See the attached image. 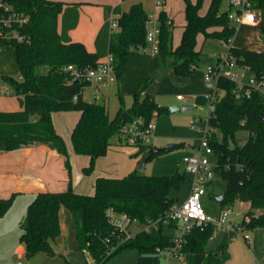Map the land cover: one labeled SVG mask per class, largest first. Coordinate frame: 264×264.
<instances>
[{
  "label": "trees",
  "instance_id": "1",
  "mask_svg": "<svg viewBox=\"0 0 264 264\" xmlns=\"http://www.w3.org/2000/svg\"><path fill=\"white\" fill-rule=\"evenodd\" d=\"M28 16L29 21L19 30L25 35L23 41H0L16 55L19 78L3 74L2 79L11 85L19 96L21 108L15 111L0 110V146L15 150L34 144H46L65 157L71 176L68 147L64 137L54 126L55 112L76 110L81 113L73 128L71 139L77 154L87 155L90 162L84 173L93 172L98 158L107 154L113 139L117 144H128L121 133L124 125L137 118L148 123L153 117L168 109L160 106L153 94L146 91L151 82L166 71L182 77H192L201 58L198 35L204 39L228 41L237 31L221 11L223 0H210L205 13H201L205 0H185V19L180 42L173 44L174 24L166 11L159 12L160 42L158 55L161 64L154 77L146 80L141 90L133 94L130 106L126 105L120 88V106L110 118L104 103L87 101L83 89L88 84L72 81L66 70L70 64L79 68L96 67L108 54L115 57L117 78H121L123 61L140 49H146L149 18L142 3H134L125 12H119L118 28L112 30L109 20L104 23L96 38V51H89L80 41H73L69 31L79 21L76 3L58 0H4ZM125 1V0H124ZM252 7L260 12L259 30L264 34V0H251ZM61 18V21H60ZM229 50L244 67L257 78L264 76V51L246 47L229 46ZM222 95L218 99L209 124L210 144L214 149L216 176L227 181L222 208L237 201L246 202L244 211L251 220L252 230H264V94L252 90L250 95L235 92L237 83L221 78ZM77 96V99H75ZM239 96V99H238ZM198 103H206L205 96L197 97ZM247 131L241 143L237 133ZM230 138L234 148H230ZM175 143L173 147L183 145ZM150 147L147 161L173 149V147ZM186 173L172 176H145L133 171L123 177H98L93 194L76 192L72 183L62 191H44L29 204L20 225V242L28 258L39 252L55 255V242L61 234L60 211L66 207L76 223L78 247L88 250L95 264H104L121 250L134 247L139 250L138 264H157L161 250L174 246L173 236L163 232V223L150 230L141 229L125 239L107 216L109 209L127 213L131 218L147 223L163 218L178 199L172 196L185 182ZM16 193L0 198V217L12 206ZM215 233L212 225L195 226L187 234L184 253L185 264H224L227 253L207 249ZM65 264H70L68 261Z\"/></svg>",
  "mask_w": 264,
  "mask_h": 264
},
{
  "label": "rangeland",
  "instance_id": "2",
  "mask_svg": "<svg viewBox=\"0 0 264 264\" xmlns=\"http://www.w3.org/2000/svg\"><path fill=\"white\" fill-rule=\"evenodd\" d=\"M98 1V0H92ZM149 3V15L153 16L156 12L164 10L167 12L169 18L174 19V31H173V44L177 46L179 44L181 34L183 32V25L186 21L185 19V0H167V4L156 7L155 0H147ZM195 1V0H192ZM104 5H95L89 4V8H97L94 12L91 9L87 11L84 10L82 24L79 31H83L87 34L91 29L92 22L102 19L104 17L107 21L109 20L108 10L110 6H116L122 4L124 7H129L134 0L122 1V0H102ZM210 0H205L203 5V10L207 9ZM230 8V0H223L221 5V11L226 12ZM82 33V32H81ZM264 41V34L259 30V25H242L237 26V31L233 36V42L230 43L237 47H246L250 49H257L258 43H261L258 39ZM198 46L201 47L203 44L204 38L200 34L198 35ZM228 44H221L219 40L214 38L207 39L205 47L202 51L201 58L198 65L196 66V71L202 70L207 67V65L214 62L216 59L211 58V54L217 52H226ZM151 57L146 49H143L139 53L138 57H144V55ZM11 57V60L9 58ZM148 60V59H147ZM14 65L13 68L9 69V65ZM148 64V63H147ZM238 71L240 73L239 80L246 82L248 78L252 75L250 71L244 67H240ZM149 67H152V63ZM160 68V66H159ZM159 68L155 73L151 74L149 77L142 82L140 85V90L142 89L144 83L147 79L154 77L158 72ZM195 71V72H196ZM3 74L13 75L16 78L20 77L15 52L12 48L7 45L0 46V77ZM140 74V73H139ZM146 74V73H143ZM137 73H133L129 78V82L137 81ZM185 77L174 75L170 70L166 71L160 78H157L151 82L147 87L146 91L142 93V97L145 96L146 92H150L155 95L156 101L160 106L166 107L168 110L161 115L153 117L156 128L153 133V140L149 146H154L156 148L168 147L170 144L183 142V145L173 147V149L160 154L157 157L152 158L144 164V167L141 168V165L144 159L149 154L150 147H140L130 144H120L121 148H124L128 157L135 159V169L133 171L137 172L140 175L145 176H172L177 172H185L186 179L185 182L179 189H174L172 191V196L176 197L179 201L185 200L191 189L192 184V175H190L186 170V163L184 161L185 156L191 155L195 152L194 146L200 143L201 138L203 137V129L205 128L204 119L209 115V106L208 103H198V101L193 97L191 90L197 89L200 90L205 87L204 83L202 85L200 78L197 76L195 80H191L192 83L186 84ZM195 83V84H193ZM207 88V87H206ZM205 88V89H206ZM94 86H87L84 89V95L88 100L95 101L93 97ZM108 111L110 113V118H113L117 112V109L120 106V97L118 94V84L113 83L110 88H108ZM193 92V91H192ZM133 91L125 93L126 105H130L133 101ZM182 95L184 99H179V96ZM239 99V96H238ZM100 103H104V99L97 100ZM19 103V96L14 92L7 96H0V108H11L14 106V103ZM178 106V110L171 111V107ZM183 106H188L189 108H183ZM195 124L197 128H192V124ZM240 142L243 143L248 133L247 131L241 130L237 133ZM118 142V137L113 139V145H116ZM211 159L213 162H216V156L212 155ZM129 171H121L118 173L125 175ZM121 175V176H123ZM227 181L219 176H215L212 183L210 184L207 192L203 195L201 203L203 208L211 215H218L222 209L221 202L214 197L215 194H222L226 189ZM88 194V193H87ZM247 203L243 201H237L231 208L233 211L240 212L247 208ZM142 226L134 225L130 229V234H135L137 231L141 230ZM163 232L167 235L174 236L179 232L177 227L171 226L169 223L163 225ZM252 238L255 239V242L252 245H249L243 239L232 240L229 237H225L222 242L223 246L227 247L228 244H232L229 247L231 253V259L226 264H264V231H258L256 233H251ZM222 235L219 232H215L214 235L209 240L207 245L208 249L215 248L218 249L222 246V243L219 247ZM228 248V247H227ZM231 249V250H230ZM82 254L83 260L84 257L88 262L85 264H95L92 256L88 250L84 252L78 248L77 250ZM139 259V250L134 247H128L120 252L116 253L110 257L104 264H138ZM25 259L23 262L25 263ZM157 264H184L174 257H167L162 255L160 261Z\"/></svg>",
  "mask_w": 264,
  "mask_h": 264
},
{
  "label": "crops",
  "instance_id": "3",
  "mask_svg": "<svg viewBox=\"0 0 264 264\" xmlns=\"http://www.w3.org/2000/svg\"><path fill=\"white\" fill-rule=\"evenodd\" d=\"M58 1L76 3L78 5L77 8L79 11V21L77 26L69 31V35L73 41L83 42L89 51H96V38L100 29L106 22V19L102 17V19L100 18L92 22L91 29L87 34L84 32V30H79L82 24L84 10L87 11L88 9H91L94 12V10L97 9L95 7L89 8V4L104 5L105 7L104 2H102V0ZM138 2L143 4L145 10L149 14V2L147 0H134L132 4ZM165 4H167V0L165 1ZM131 5L129 7H124L122 4L110 6L108 14L110 16L111 12L114 11L119 16V13L116 12L117 10L115 8H117L119 12H125L130 9ZM205 11L206 10L202 9L201 13L203 14ZM170 19L174 24V19L172 17H170ZM185 24L186 21L184 25ZM184 25L182 27H184ZM258 40L261 41V43H258L257 49L255 50L264 51V41L261 40V38ZM219 42L223 44L221 40H219ZM205 43H207V39H204L203 44L201 47L198 46V48L202 49L203 51ZM142 50L143 49H140L138 53L126 57L123 61L122 75L121 78H118L116 84H118V91L121 88L124 96L127 91H133L134 93L138 92L140 90V85L146 79V77H149L151 74L155 73L161 64V58L158 54L152 55L148 52L151 57H148L147 54L146 56L144 55L143 58L138 57V54L141 53ZM221 53L224 52L211 54V58L215 57L214 59H216ZM9 60H11V57ZM151 63L152 67H149ZM8 67L10 69L13 68L14 65L12 64L11 66L10 64ZM171 71L173 72L172 69H170V72ZM204 71L205 68L198 70V72L196 71L192 77H185L188 78L185 81L187 87L190 85V83H192L191 80H195L197 76L200 78L202 85L203 83L205 85ZM134 72L138 74L137 81L130 83L129 78ZM173 74L176 75L174 72ZM108 88L101 89L99 91L98 97L96 96L97 88L95 86L93 90V97L96 99L95 101L104 99V104L106 107L108 103ZM205 88L206 85L200 90H198V88L191 90L193 97L197 100L198 96H205L208 93V89ZM84 89L82 93L83 98L87 101H91L88 100L84 95ZM146 93L150 92L147 91ZM0 96L4 95L0 93ZM20 108L21 104L19 98V103H14L13 107L0 108V110L15 111ZM80 115L81 113L76 110L55 112L52 115L54 126L57 132L64 137L68 147L69 160L71 164V176L65 162V157L46 144H34L15 150H6L0 146V198H7L13 193H16L12 206L2 217H0V264H65L66 261H68L70 264H85L88 262L85 257L84 262L82 254L77 251L79 247L76 234V223L73 214L66 207H62L60 211L62 230L55 242V249L57 252L55 255L39 252L28 258L26 256L25 247L20 242V236L22 234L20 223L27 212L29 204L34 200L38 193L44 191H62L67 189L69 183L71 182L73 189L76 192L93 194L95 191V181L98 177H123L130 172H133L135 169V159L128 157L124 148L120 147V144H112L108 148L107 154L97 159L93 172L90 174L84 173V168L89 165L90 157L87 155L77 154L74 150L71 139L73 128L79 120ZM195 147L196 145L194 146V149ZM122 170L129 172L125 175L121 174L123 176H119L118 173H121ZM177 202L182 201L178 200ZM245 210L246 209L243 211ZM170 225L179 229L178 224L170 223ZM258 231L264 230L255 229L252 231V233H256ZM218 232L223 236L219 244V247L221 243L222 246L216 250L215 248L207 249L216 253H227L228 259L224 263L226 264L232 257L229 251V247L230 245L232 246V244H228L227 248L223 246L224 242L222 241L225 237H229L230 239L231 237L228 233L220 231ZM254 242L255 239H253L249 245H252ZM24 259L26 260L25 263L23 262Z\"/></svg>",
  "mask_w": 264,
  "mask_h": 264
},
{
  "label": "built area",
  "instance_id": "4",
  "mask_svg": "<svg viewBox=\"0 0 264 264\" xmlns=\"http://www.w3.org/2000/svg\"><path fill=\"white\" fill-rule=\"evenodd\" d=\"M166 0H155V6L160 7L165 4ZM230 11L228 17L233 25H252L256 26L260 21V12L252 7L251 0H230ZM118 15L112 11L109 16L110 27L112 30L118 28ZM29 21L28 16L17 10L7 1L0 0V41L17 40L23 41L25 35L19 30ZM147 46L146 50L156 55L159 52L160 42V20L159 13L150 16L147 21ZM233 37L227 42L222 40L223 44L231 46ZM237 57L230 52L229 47L226 52L221 53L214 62L207 65L204 71V82L208 89L205 95L209 106V115L204 119L205 128L203 129V137L200 143L195 147V152L185 156L187 172L192 175V184L188 197L182 202H176L170 208L163 218L157 220H149L147 223H141L135 218H131L127 213H119L114 209L107 211L109 221L122 233H125V239L133 236L130 234L132 226H142L141 229L150 230L157 227L160 222L175 223L179 225V232L173 236L174 246L170 249L161 250L160 254L167 257H174L180 261H185V253L183 251L187 234L195 226L212 225L215 232L228 233L232 240L243 239L247 243H251L252 229L247 225L251 218L245 215L244 211L234 212L231 206H225L218 215L209 214L202 206L201 199L206 194L210 184L216 176L215 168L218 163L213 162L212 155H215L214 149L210 144L211 128L210 118L215 111L218 99L222 95V89L219 87L221 78H229L237 83L235 92L250 95L252 90L260 91L264 94V76L257 78L251 75L246 82L239 80L240 73ZM70 72L72 81H80L88 85H94L97 88L96 96L99 91L110 87L115 83L117 78L115 68V57L108 54L103 58L96 67L79 68L70 64L66 67ZM241 72V71H240ZM13 92L11 85L0 78V93L2 95H10ZM182 95L179 99H183ZM77 99V96H75ZM192 128H197L193 123ZM156 124L154 119L145 123L143 118H137L133 122L124 125L121 129L123 137L130 145H150L154 136Z\"/></svg>",
  "mask_w": 264,
  "mask_h": 264
},
{
  "label": "water",
  "instance_id": "5",
  "mask_svg": "<svg viewBox=\"0 0 264 264\" xmlns=\"http://www.w3.org/2000/svg\"><path fill=\"white\" fill-rule=\"evenodd\" d=\"M180 107H178V106H173V107H171V111H175V110H178ZM183 108H189L188 106H183ZM263 119H264V115H263ZM229 142H230V148H234V143H233V141H232V139L230 138V140H229ZM175 144L173 143V144H170L168 147H173ZM147 162V158H145L144 159V161H143V163H142V165H141V168H143L144 167V164ZM214 197L216 198V199H218L219 201H222L223 200V194H215L214 195Z\"/></svg>",
  "mask_w": 264,
  "mask_h": 264
}]
</instances>
